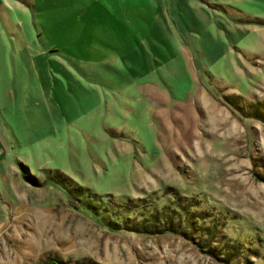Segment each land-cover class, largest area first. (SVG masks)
<instances>
[{
  "label": "rangeland",
  "instance_id": "rangeland-1",
  "mask_svg": "<svg viewBox=\"0 0 264 264\" xmlns=\"http://www.w3.org/2000/svg\"><path fill=\"white\" fill-rule=\"evenodd\" d=\"M255 102L264 0H0V264H264ZM182 194L225 224L107 225Z\"/></svg>",
  "mask_w": 264,
  "mask_h": 264
},
{
  "label": "trees",
  "instance_id": "trees-1",
  "mask_svg": "<svg viewBox=\"0 0 264 264\" xmlns=\"http://www.w3.org/2000/svg\"><path fill=\"white\" fill-rule=\"evenodd\" d=\"M261 103H251L248 105V110H246V114L255 120L264 122V111H261ZM178 196H171V201L168 202V204L162 203L158 207L160 208H151L149 212L146 215H142L141 218L138 221H135L134 224H124L126 220H121L123 222L119 223L117 220H111L107 222L106 224L108 226H112L111 228H123L128 231H132L135 233H145V234H156V233H162V232H168V233H179L184 234L180 230H178L177 223L170 222L171 219H176L180 221V218L183 216H186L185 220H193L196 223H208L202 227V235L204 237H212L213 232L211 231L213 227L220 226L223 222L225 224V210L219 209L217 211H208L204 208L200 207V201L199 200H193L192 196H186L184 194ZM188 198V199H187ZM182 200H187L188 203L186 205V202L182 203ZM184 204L186 206H184ZM151 207V206H150ZM97 207L87 208L88 211L92 213H96L97 215L102 217L103 214L107 212V209L99 208L95 210ZM221 210V211H220ZM193 216V217H189ZM116 219V218H115ZM182 220V219H181ZM207 220V221H206ZM219 222V223H218ZM112 224V225H111ZM122 224V226H121ZM228 222L226 223V225ZM200 226V224H199ZM185 235V234H184ZM215 237V235H214ZM228 237L227 240H231L230 244H228L226 241L224 242L225 246H222L223 251L222 253V261L226 262L229 259H232L234 255H237L238 252L240 253V248H242V245L234 238ZM235 242H233V241ZM210 255L211 249L207 250ZM214 255V254H213ZM225 256V257H224ZM53 263L55 264H62L57 259H53ZM80 264H94L89 262H81Z\"/></svg>",
  "mask_w": 264,
  "mask_h": 264
},
{
  "label": "crops",
  "instance_id": "crops-1",
  "mask_svg": "<svg viewBox=\"0 0 264 264\" xmlns=\"http://www.w3.org/2000/svg\"><path fill=\"white\" fill-rule=\"evenodd\" d=\"M6 2H7V4H8V1H6ZM3 10H4V8H3ZM39 30H40V29H38V27H37L38 35L40 34V33H39ZM54 32H55V31H54ZM46 51H47V50H46ZM49 51H51V50H49ZM42 54H43V53H42ZM42 54H40V55H42ZM43 55H45V53H44Z\"/></svg>",
  "mask_w": 264,
  "mask_h": 264
}]
</instances>
